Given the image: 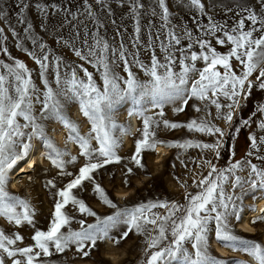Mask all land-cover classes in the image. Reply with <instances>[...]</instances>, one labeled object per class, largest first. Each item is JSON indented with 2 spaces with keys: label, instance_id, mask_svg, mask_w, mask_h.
Instances as JSON below:
<instances>
[{
  "label": "snow or ice",
  "instance_id": "obj_1",
  "mask_svg": "<svg viewBox=\"0 0 264 264\" xmlns=\"http://www.w3.org/2000/svg\"><path fill=\"white\" fill-rule=\"evenodd\" d=\"M18 2L22 13L28 8V4L24 0ZM115 2L120 7L125 4L128 6V16L133 22L132 34L129 37L130 47L124 42L126 28L121 31L117 27L113 38H119L116 43L103 34L102 30H106L107 26L89 0H83L82 12H72L69 8L61 9L58 5L51 6L53 13H64L59 27L70 26V38L60 36L56 42L69 49L74 57L82 62L79 64H67L60 56L52 57L47 44L31 37L32 25H27L25 31L29 34L33 46L38 48V52L30 51L21 44L17 47L39 68V76L45 89L42 98L33 83L32 72L24 62L18 59L14 60V65L0 62V217L17 226L24 223L34 226V212L29 204L11 195L6 189L9 171L28 155L31 147L30 143H22L20 140L25 136L23 128H31L27 137L29 141L33 138L43 141L50 150L48 158L55 167L63 172L65 166L63 156L67 153L58 149L46 135L44 124L38 121L34 114V101L41 104L40 119L55 120L63 125L69 133L68 139L79 145L80 155L88 160V163L79 169L76 178L56 193L60 199L55 203L49 229L35 231L32 236L34 244L25 247H16L17 242L23 241L21 235L10 236L0 231V253L10 259L11 264H45L43 258L51 257L53 249L55 253L62 254L75 246L80 256L86 258L96 249L98 242L111 240L115 245H119L135 230L137 234L145 237V253L151 251L146 264H228L210 254L209 225L214 222V237L222 247L247 254L255 264H264V246L236 235L231 225L232 219L237 222L241 220L243 195L257 191L264 193V155L260 154L261 146H264V136L249 137L251 151L247 155H255V158L262 162L260 165L245 160L232 163L230 167L221 170L212 165L211 161H206L210 169L208 175L194 182L202 191L186 196V206L175 202H154L140 204L131 209H119L100 185L95 184L94 190L102 203L116 209L114 214L101 217L74 195L73 189L80 188L84 181H92V173L97 169L120 161L116 154L120 142L113 133L119 130L120 134L124 135L129 131L118 124L115 118L122 104L130 102L132 110L128 115H136L143 121L142 138L136 141L135 153L131 157L132 161L142 168V152L154 151L158 145H164L163 141L156 138L153 128H160L162 125L164 129L169 130L186 128L190 132L219 133L221 136L224 134L221 129L209 126L205 121L198 122L193 119L187 124H180L163 119L164 105L179 102L180 106L173 109L175 113H179L184 111L192 98L205 101L210 97L223 95L232 101L225 117L231 122L232 109L240 106L238 97L243 95L247 99L251 93L253 82L250 77L253 73L258 72L259 83L256 86L264 91V0H258L259 11L242 3L237 4L235 8L226 7L225 14L234 12L239 17L231 27L227 22L220 23L213 15H209L203 0H176L177 7H184L186 4L189 9H195L198 17H207V24L193 18L196 31L200 35H195L185 23H174L177 14L170 10L168 0H151L148 5H145L143 0ZM94 4L109 17L113 15L110 0H94ZM37 7L46 20L48 7ZM213 7L211 3L207 5L208 10ZM145 17H148L147 30L142 25ZM2 18L6 17L0 13V19ZM153 18L159 19L158 26ZM20 22L25 23L23 19ZM110 22L114 26L117 25L115 19ZM246 22L250 23L247 30ZM42 27H45L43 21ZM12 32L13 36H17L14 29ZM256 32L261 33L259 37L254 35ZM217 33H222V37L217 36ZM209 37L214 38L217 45L230 44L231 48L226 54H222L212 46ZM3 39L4 29L0 28V40ZM183 40L188 43L182 47ZM194 47H198L200 51H193ZM157 48L163 53L162 60L156 54ZM141 49L151 53L150 62L147 64L140 59ZM3 51L6 53L7 49ZM233 59L242 66L243 71L239 75L233 70ZM197 61H202L204 66L198 68ZM177 63L179 72L175 71ZM85 64L99 73L102 83H97L93 72H90ZM121 67L125 76L117 72V68ZM134 67L139 69L146 79L142 80L137 72L133 71ZM62 68L66 70L63 75ZM220 69H223V72ZM49 71L52 72L55 88L49 82ZM79 72L83 73V77L79 76ZM210 102L217 110L221 108L216 99H211ZM70 103H78L80 112L91 126L86 136L80 134L79 126L67 115L66 106ZM148 105L160 109L157 113L161 117L160 120L145 115L149 110ZM195 111L199 112L201 109L197 107ZM257 111L264 114V105L258 106ZM21 118L26 122L23 125L19 122ZM243 124L248 125L249 121L245 120ZM259 128L264 130V121L259 123ZM92 140L96 141L98 147H92ZM164 146L179 149L199 147L212 150L218 156L220 142L201 144L185 140ZM18 147L22 150L18 151ZM94 157L102 159L93 162ZM72 159L74 161L75 157ZM246 169L247 177L238 175ZM128 171L130 173L131 169ZM229 182L233 194L225 189ZM49 184L52 182L49 181ZM52 186L55 187L54 184ZM237 188L240 189L241 196L234 195ZM253 198L255 199V196ZM69 204L82 216L95 217V223L86 224L85 220L81 219L78 221L80 229L73 230L70 227L73 217L64 211ZM18 208H23V212L18 211ZM156 208L165 209V214L154 213L153 209ZM181 212L182 215L177 216V213ZM259 219L264 220V216ZM256 222L252 221L253 224ZM120 225H125L126 230L119 233L117 238L111 233ZM64 228L68 230L62 231ZM0 264H5L4 258H0Z\"/></svg>",
  "mask_w": 264,
  "mask_h": 264
},
{
  "label": "rangeland",
  "instance_id": "obj_2",
  "mask_svg": "<svg viewBox=\"0 0 264 264\" xmlns=\"http://www.w3.org/2000/svg\"><path fill=\"white\" fill-rule=\"evenodd\" d=\"M24 2L28 4V8L21 13L18 0H0V13H3L6 17L0 19V28L4 29V39L0 40V62L13 65L15 59L24 62L31 70L33 83L37 89H39L38 95H40L42 98L45 89L39 76V68L33 62V60L22 51L21 48L17 47V45L21 44L30 51L38 52V48L33 46L31 39H29V34L25 31L27 25L30 23L32 25L30 32L31 37L38 38V42L47 44L48 48L51 50L52 57L60 56L67 64L82 63L78 61L76 57H74L69 49L62 47L61 44L56 42L60 36L70 38V26H66L64 28L59 27L61 21L64 18V13H53L51 6L58 5L61 9L69 8L72 12H82L83 0H24ZM89 2L93 3L94 8H96L100 13V19L103 20L107 26L106 30H102L103 34H105L110 41L116 43L118 42L119 38H116L115 40L113 38L115 36L117 27H119L121 31L126 28L127 32L124 33V42L129 44V37L132 34L133 22L128 16V6L125 4L124 7H120L117 5L115 0H110L113 15L109 17L106 12L100 11L99 7L94 4V0H89ZM143 2L145 5H148L150 4L151 0H143ZM203 2L206 5V11H209V15H213L215 20L220 23L227 22L229 27L233 26L239 17H237L234 12L225 14L226 7L235 8L237 4L242 3L257 11H259L260 8L258 0H203ZM210 3L213 4L214 7L211 10H208L207 5ZM168 4L170 10L177 14L174 18L175 24L185 23L195 35H200V33L196 31V25L193 22V18H198L200 19L201 23L207 24V17H198L195 9H189L186 4L184 7H177L176 0H168ZM38 5L48 7L49 14L46 20L38 10ZM21 19H23L25 23H21ZM81 19H83V16H81ZM112 19L117 21L116 26L111 24L110 21ZM153 19L154 23L158 26L160 23L159 19ZM42 21L45 27H42ZM87 23L90 24V22ZM147 24L148 17H145L142 20V25L144 26L145 30H147ZM249 27L250 23L246 22V30ZM13 29L17 33V36H13ZM260 34V32H256L254 35L259 37ZM217 36L222 37V33H217ZM144 39L146 41V35L144 36ZM208 39L212 40V46L222 54H226L231 48L230 44L220 46L215 43L214 38L209 37ZM187 43L188 41L183 40L181 46H186ZM5 48L7 49L6 53L3 51ZM193 51L199 52L200 50L198 47H194ZM150 54V51L141 49L140 59L147 64L150 62ZM156 54L161 60L163 59V53L160 52L159 48L156 49ZM177 55H179V53H177ZM232 65L233 70L238 75L243 71L242 66L235 59H233ZM84 66L87 67L90 72H93L94 78L98 84L102 83L99 79V73H97L87 64ZM203 66L204 64L202 61H197L198 68H202ZM64 71L66 70L62 68V75ZM133 71L137 72L138 76L142 80L146 79L139 69L134 67ZM175 71H180L178 63L175 67ZM220 71L223 72V69H220ZM117 72L121 76H125L122 67L117 68ZM78 74L79 76L83 77L82 72H79ZM257 75L258 72L253 73L252 77H250L253 82L250 95L259 91L258 87L256 86L259 83L257 80ZM196 78L198 77H193V79ZM48 79L50 84L55 88L56 85L53 83V75L51 71L48 73ZM250 95H248L247 99H245L243 95L238 97L240 106L238 108L232 109L233 116L231 122H228L225 117L229 112L228 105L231 104L232 101L223 95L210 97L209 100L205 101L192 98L188 101L184 111L179 113H175L173 111L174 108L180 106L179 102L164 105L163 111L165 115L163 119L180 124H187L193 119L197 120L198 122L205 121L209 126L221 129L224 134L221 136L219 133L206 134L195 131L190 132L186 128L169 130L164 129L162 125L160 128H153L152 130L156 132V138L160 141H163L164 145L172 142H183L185 140H192L201 144H216L218 141L220 142V147L217 150L219 153L218 156L217 153L212 150L202 149L199 147L179 149L169 148L161 145L162 148L166 150L167 154L157 166L160 167V171L158 173H156L154 170V167L156 166L154 161L157 157L154 151L156 149L154 151L142 152V164L144 167H138L132 161L131 157L135 153L136 141L142 138L143 121L136 115L131 117L128 115V112L132 110V105L130 102L122 104L119 106L115 118L118 124L123 125L129 131L124 135H121L119 130H115L113 133L120 142V146L116 149V154L120 157V161L106 164L104 167L97 169L94 173H92V181H84L80 188L73 189L74 195H76L77 198L83 200L90 209H92L101 217L114 214L116 209L110 208L102 203L99 195L94 190L95 184L100 185L108 198L111 199L119 209H131L138 207L140 204L154 202H175L181 206H186L188 203L186 196L189 194L195 195L202 191V189L196 186V183L194 182H198L202 177H206L208 175L210 169L207 166L206 161H211L212 165L221 170L230 167L232 163L245 160H251L252 163L260 165L262 162L257 160L255 155H247L249 151H251L249 137L252 135H255L257 138L264 136V130L259 128V123L264 121V114L258 111L253 114L247 111V107L245 108ZM211 99H216L217 102L220 103L221 108L219 110H217L215 105L211 104ZM197 107H199L201 111H195V108ZM148 108L149 110L145 112V115L152 116L156 120L161 119V117L157 115V113L160 111L159 108H151L150 105H148ZM248 108H250V106H248ZM40 110L41 104L34 101V114L37 116L38 121L44 124L46 135L54 142L58 149L67 153L65 156H63L65 166L63 172L55 167L48 158V153L50 150L46 147L43 141L39 138H33L31 141H29L27 137L31 133V128L29 127L22 129V131L25 133V136L21 137L20 140L22 143L31 144L28 155L34 150L33 146L34 143H36L39 146L40 151L39 159L43 161V164L37 165L35 171L32 174L19 178L14 182L9 179L10 171L8 173V183L6 185L7 191L11 195L25 200L34 212V226L28 225L27 223L17 226L14 223H9L5 218L0 217V231H4L10 236L19 234L23 237V241L17 242L16 247L32 246L34 244L32 236L34 235L35 231H47L49 229L53 219V213L55 211V203L60 199L56 193L62 190L73 179H75L79 174V169L88 163L87 158L80 155L81 149L79 145L76 142L68 139V131L58 122L57 123L60 125V130H63L64 132V145L67 147L68 143H71L75 152H71L53 139V136L50 132V125L56 121L41 120ZM75 110H78L82 116L81 121L75 120L73 115ZM66 112L70 119L79 126L80 134L86 136L90 132L91 126L87 119L80 112L78 103L68 104L66 106ZM241 113H243V116L240 115ZM248 115H250V118H247ZM132 117H134L136 120V129L134 133H131ZM245 119L249 121L248 125L243 124ZM19 122L22 125L26 123L22 118L19 120ZM91 143L93 148L98 147L95 140H92ZM17 150L21 151L22 149L18 147ZM260 154L264 155V146H261ZM73 157H75L74 161L72 159ZM98 159L102 158L94 157L93 162H97ZM129 169H131L130 173L128 171ZM67 173H71V175H67ZM238 175L241 177H247V169L239 172ZM49 181H51L55 187H53L52 184H49ZM13 183H15L16 190L12 189ZM225 189L228 193L233 194V189L230 186V182L229 184L225 185ZM118 194L125 195V198H117L116 196ZM234 195H242L239 188L235 189ZM254 196L255 199L253 198ZM260 199H264V193L259 191L243 195V211L241 213V220L237 222L235 219H232L231 225L236 235L251 242L260 243L262 246H264V220L259 218L249 219L248 225L253 231H248V233H242L238 230V226L241 224L243 217L245 215L254 213L256 206L258 205L257 202ZM17 210L23 212V208H18ZM64 211L69 216L73 217V221L70 225L73 230L80 229L78 221L81 219L85 220L86 224L95 223V217L82 216L80 212L71 204H69L64 209ZM153 212L157 214H165V209L156 208L153 209ZM180 215H182V212L177 213V216ZM253 220H256L257 222L253 224ZM214 228L215 223H210V244L211 242H215L217 246L228 252L229 257L223 258L219 256L210 246L211 255L228 262V264H233V262H238V264L253 263L254 260L247 254L222 247L221 244L215 240ZM67 230V228L62 229V231L65 232ZM124 230H126V226L120 225L114 229L111 234L117 236L118 238L119 233L123 232ZM107 242L113 244L114 248L112 251L106 250ZM145 249V237L143 235L137 234L135 230H133V232L129 233L128 237L122 240L119 245H115L111 240L98 242L96 249H94L90 256L86 258L81 257L76 251L75 246H72L62 254L55 253L53 249V255L43 259L45 260V264H146L148 256L151 255V251L146 254ZM109 254L115 255L119 261L112 263L111 261L107 260L106 256ZM248 257H250V259H248ZM0 258L5 259V264H11V260L2 253H0Z\"/></svg>",
  "mask_w": 264,
  "mask_h": 264
},
{
  "label": "bare ground",
  "instance_id": "obj_3",
  "mask_svg": "<svg viewBox=\"0 0 264 264\" xmlns=\"http://www.w3.org/2000/svg\"><path fill=\"white\" fill-rule=\"evenodd\" d=\"M74 118L77 121H81L82 120V116L80 115L78 110H75L73 112ZM131 123H132V129H131V133H134L135 129H136V120L134 117L131 118ZM50 128V132L51 135L53 136V139L56 140L61 146L65 147L66 149L70 150L71 152H75L73 145L71 143H68L67 147L64 145V132L63 130H60V125L57 122H53ZM84 127V126H83ZM127 139V138H126ZM34 150L25 158H22L17 165L14 166V168L12 170H10V178L13 182L16 181L19 178L22 177H26L29 174H32L37 165H42L43 161H41L39 159L40 157V151H39V146L34 143L33 146ZM155 155H157L156 159H155V167L154 170L156 173H158L160 171V167H157L161 162V160L163 159V157H165L166 150L164 148H162L161 145L156 147V150L154 151ZM12 189L16 190L15 188V183H13L12 185ZM125 195H117V198H125ZM258 205L256 206V209L254 211V213H251L250 215H245L243 217V220L241 222V224L238 226V230L241 231L242 233H248V231H253L250 226L248 225L249 219H255V218H259L264 216V199H260L258 202ZM211 248L221 257L226 258L229 257V254L226 250H224L223 248L217 246V244L215 242H211L210 244ZM114 248L113 244L110 242L106 243V250L107 251H112ZM106 259L111 261L112 263H116L118 262V258L115 257V255H108L106 256ZM248 259H250V257H248ZM250 262V260H249ZM252 263V262H251ZM252 264H255V261H253Z\"/></svg>",
  "mask_w": 264,
  "mask_h": 264
},
{
  "label": "trees",
  "instance_id": "obj_4",
  "mask_svg": "<svg viewBox=\"0 0 264 264\" xmlns=\"http://www.w3.org/2000/svg\"><path fill=\"white\" fill-rule=\"evenodd\" d=\"M260 105H264V91H262V90H259L256 93H252L249 96L245 108L247 107V111L255 114L257 112V107ZM248 106H250V108H248ZM251 113H250V115H251ZM240 115L243 116V113H241ZM250 115H248L247 118H250ZM242 119H243V117H242ZM245 120H247V119H245ZM242 121H241V123H242ZM242 126H243V124H242Z\"/></svg>",
  "mask_w": 264,
  "mask_h": 264
}]
</instances>
